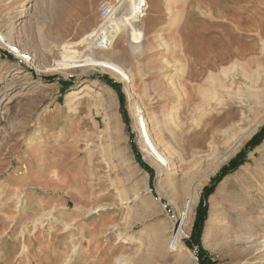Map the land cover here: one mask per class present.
Here are the masks:
<instances>
[{
    "label": "rangeland",
    "instance_id": "obj_1",
    "mask_svg": "<svg viewBox=\"0 0 264 264\" xmlns=\"http://www.w3.org/2000/svg\"><path fill=\"white\" fill-rule=\"evenodd\" d=\"M108 1L0 0V96L13 86L0 97V264H252L243 242L264 220V138L248 149L264 129V0H146L140 36L121 31L101 50L90 40ZM244 172L262 181L242 194Z\"/></svg>",
    "mask_w": 264,
    "mask_h": 264
},
{
    "label": "bare ground",
    "instance_id": "obj_2",
    "mask_svg": "<svg viewBox=\"0 0 264 264\" xmlns=\"http://www.w3.org/2000/svg\"><path fill=\"white\" fill-rule=\"evenodd\" d=\"M146 5H147V1L145 0ZM122 13V12H121ZM121 13H117L108 23V27L104 30V35L102 37L108 36L109 41L107 43V47L110 48L114 42V40L118 37V34L121 31H126V32H130L132 35L134 34L136 37L140 36V33L142 32V21H136V19H132V8H128L125 12H123V14ZM121 14V15H120ZM147 16V15H146ZM129 33V34H130ZM133 35V36H134ZM105 38H102V40H104ZM90 40V39H89ZM97 40V38H91L90 41H92L95 44V41ZM95 48H97V46L95 45ZM85 51V50H84ZM85 53V52H84ZM91 56V55H90ZM89 58V57H88ZM68 60V59H67ZM69 61V60H68ZM88 61H90L88 59ZM73 62V61H72ZM73 63H71L70 65H72ZM100 65L102 68L107 69L108 71H111V73L113 72L115 75L120 76V77H124L123 73L121 72L122 70H120L118 67H116L113 64L104 62V63H100L97 62V65ZM60 65V64H59ZM74 66H77L75 64H73ZM72 65V66H73ZM98 65V66H99ZM57 66V65H56ZM81 66V65H80ZM60 67V66H59ZM68 68V67H67ZM64 70V69H63ZM128 78V77H127ZM14 80V79H13ZM21 80V78H17L16 81ZM15 81V82H16ZM125 81V80H124ZM14 81L10 82V84L15 85ZM128 85H132L131 80L127 81ZM19 85V84H18ZM13 88V86H10ZM9 87V88H10ZM9 88H5L3 89L4 93L0 96L1 98H3L5 96V91L7 92L8 90H10ZM11 88V89H12ZM177 88V87H175ZM174 88V89H175ZM179 89V88H178ZM204 89V88H203ZM83 90V89H82ZM81 90V91H82ZM186 90V88H185ZM80 91V92H81ZM176 91V90H175ZM178 91V90H177ZM180 91V90H179ZM80 92H76V91H72L67 95V99H72L73 97H75L77 94H79ZM83 92V91H82ZM130 95L131 97L133 96V90L132 88L129 89ZM192 92V91H190ZM193 94L191 95V101L193 99L194 102V107L197 110L199 105H200V99L201 96H203V90L201 88H198L197 90H193ZM179 93V92H178ZM176 94V93H175ZM186 94V93H185ZM173 96V93L172 95ZM182 96V95H181ZM185 96V95H184ZM178 97V96H177ZM16 99V98H15ZM171 100V99H170ZM175 100V99H174ZM173 100V101H174ZM200 101V102H199ZM199 102V104H197ZM192 104V103H191ZM193 107V108H194ZM194 112V111H193ZM195 113V112H194ZM197 115V113H195ZM189 117V116H188ZM137 121H140L138 115H137ZM141 123V122H140ZM142 124V123H141ZM143 131V130H142ZM146 133V132H145ZM143 134V133H142ZM148 137V135H147ZM145 138L144 136V142L141 144V150L142 152L145 153V156L148 158V160L155 166V168L157 169V174L158 177L162 174L165 176L166 179H168L169 174H165L163 173V170H165L167 167H165L166 164H168L165 159L158 157V154H156L154 152V146L151 145V140L149 138ZM154 141V140H153ZM156 144V143H155ZM172 165V164H171ZM170 165H168L169 167ZM165 169H163V168ZM162 169V170H161ZM167 170V169H166ZM165 172V171H164ZM177 175V174H176ZM257 177V176H256ZM170 180V179H168ZM264 180V179H262ZM261 179H251V176L249 175V173L244 172L243 174L239 173V177L234 180L235 183V187H241L242 189V194L245 193V186H251V184H253L254 182L258 183L260 181H262ZM164 181V180H163ZM168 182V181H167ZM166 183V182H165ZM264 183V182H263ZM245 200L251 202L250 197L247 195V193L245 194ZM243 199V198H242ZM264 200V199H263ZM264 203V202H263ZM250 204H253L252 202ZM182 212V211H181ZM185 213H180L181 215L178 216L176 218V227L173 231V237H172V243L170 244L171 247L173 249L179 248V243L181 242V238H182V233H181V227L182 224L185 223V220L187 218V216L189 215V212ZM214 213V212H213ZM250 216V215H249ZM212 221V220H211ZM211 222L207 223V231H209L210 227H211ZM256 225H261V236L259 235L258 238H250L246 241L243 242V244L246 246L244 249L247 251L246 253H248L249 255H252L251 259H253L252 264H264V220L263 223L261 224H256ZM211 231V230H210ZM208 233V232H207ZM206 237V236H205ZM206 241V240H205ZM243 241V240H242Z\"/></svg>",
    "mask_w": 264,
    "mask_h": 264
},
{
    "label": "built area",
    "instance_id": "obj_3",
    "mask_svg": "<svg viewBox=\"0 0 264 264\" xmlns=\"http://www.w3.org/2000/svg\"><path fill=\"white\" fill-rule=\"evenodd\" d=\"M128 8H132V19H136V21H142L147 15L148 7L145 0H112L103 2L99 5L98 10L100 18L103 21V26L92 35V38H97L95 41L97 48L101 50L107 49L109 38L108 36L102 37L104 35V30L108 27L107 23L117 13L119 14L122 12L121 14H123ZM102 38L105 39L102 40Z\"/></svg>",
    "mask_w": 264,
    "mask_h": 264
},
{
    "label": "trees",
    "instance_id": "obj_4",
    "mask_svg": "<svg viewBox=\"0 0 264 264\" xmlns=\"http://www.w3.org/2000/svg\"><path fill=\"white\" fill-rule=\"evenodd\" d=\"M111 87L115 88L114 85H111ZM263 138H264V129L260 130L259 133L250 141V143L248 145V149L251 151L255 147H257L258 145H260ZM244 155H245V153H243V155L240 157H243ZM242 163H243V161H236V162L232 161L230 164V167L233 169V168L239 167ZM226 172L227 171H225V169H223L221 171V173L213 181H211V183H212L211 187L204 190L205 197H207L209 194H211L213 192V190L215 189L217 184L221 181V179L223 178V176ZM203 201H204V198H203ZM206 210H207V207L203 206V202L201 201L198 208H197L196 220H195V224H194V228H193V234H192V238H193L195 244H197L198 240H199V236H200V233L202 230V226H203V223H204V220L206 217Z\"/></svg>",
    "mask_w": 264,
    "mask_h": 264
}]
</instances>
